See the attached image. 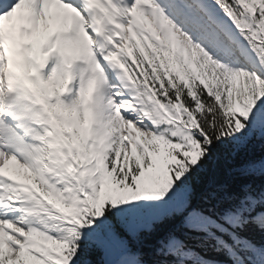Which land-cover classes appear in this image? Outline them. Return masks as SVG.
Here are the masks:
<instances>
[{
  "label": "snow or ice",
  "instance_id": "snow-or-ice-1",
  "mask_svg": "<svg viewBox=\"0 0 264 264\" xmlns=\"http://www.w3.org/2000/svg\"><path fill=\"white\" fill-rule=\"evenodd\" d=\"M0 264H264V0H0Z\"/></svg>",
  "mask_w": 264,
  "mask_h": 264
}]
</instances>
